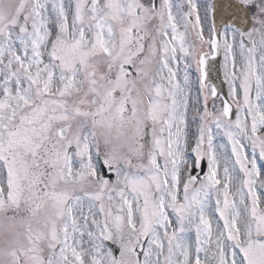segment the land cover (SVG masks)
Listing matches in <instances>:
<instances>
[{"label":"snow or ice","instance_id":"obj_1","mask_svg":"<svg viewBox=\"0 0 264 264\" xmlns=\"http://www.w3.org/2000/svg\"><path fill=\"white\" fill-rule=\"evenodd\" d=\"M0 264H264V0H0Z\"/></svg>","mask_w":264,"mask_h":264},{"label":"rangeland","instance_id":"obj_2","mask_svg":"<svg viewBox=\"0 0 264 264\" xmlns=\"http://www.w3.org/2000/svg\"><path fill=\"white\" fill-rule=\"evenodd\" d=\"M201 2H204V0H201Z\"/></svg>","mask_w":264,"mask_h":264}]
</instances>
